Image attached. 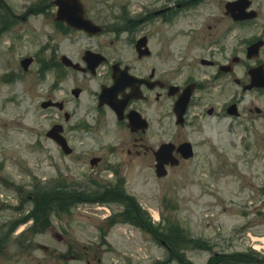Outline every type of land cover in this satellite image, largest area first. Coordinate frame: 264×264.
I'll list each match as a JSON object with an SVG mask.
<instances>
[{
	"label": "flooded vegetation",
	"instance_id": "af4514ba",
	"mask_svg": "<svg viewBox=\"0 0 264 264\" xmlns=\"http://www.w3.org/2000/svg\"><path fill=\"white\" fill-rule=\"evenodd\" d=\"M84 1L100 32L92 36L59 23L58 95L47 101L57 103L48 106L57 112L52 126L71 150L63 155L87 162L88 179H186L219 158L216 144L208 147L226 118L234 121L232 131L264 120V87L253 86L264 81V23H255L261 15L240 19V7L228 8L238 0L223 1L209 17L187 13L210 0H144L138 12L127 0ZM251 1L249 9L258 10ZM79 35L92 40L80 54L74 49ZM120 192L103 191L119 208H112L115 214L126 207ZM24 219L19 222L26 226ZM15 224L0 234V259ZM93 254L101 263V254Z\"/></svg>",
	"mask_w": 264,
	"mask_h": 264
},
{
	"label": "rangeland",
	"instance_id": "374dc122",
	"mask_svg": "<svg viewBox=\"0 0 264 264\" xmlns=\"http://www.w3.org/2000/svg\"><path fill=\"white\" fill-rule=\"evenodd\" d=\"M6 1L20 16L27 9L25 4L35 0ZM127 1L138 12L144 0ZM223 1L203 2L187 15H218ZM254 2L264 17V0ZM255 23L263 24L264 19ZM57 35L50 15H32L0 33V227L33 209L35 195L56 194L60 182L77 189L93 186L90 195L97 199L103 193V183L111 181L88 179L91 169L87 162L63 155L59 146L45 137L57 122L54 108L41 107L49 94L55 99L58 95L53 85L56 67H51L58 59L54 51V47L58 49ZM75 40L74 49L79 54L92 45V40L81 35ZM26 56L35 58L29 71L21 66ZM44 63L46 70L42 73L39 69ZM233 124L226 118L222 129L216 131L208 148L216 144L219 158L213 156L212 164L207 170L199 169L198 175L196 172L186 179H124L126 190L147 209L154 222L176 224L184 233L183 243L189 237L213 247V251H206L199 245L185 248V243L182 253L194 264H206L216 252H254L264 259V120H247L232 131ZM93 180L100 183L93 184ZM31 196L32 201H24ZM52 205L45 220L48 218L54 230L65 236L62 241L53 237L51 228L31 231L34 224L30 219L28 225H20L11 235L10 247L0 264H161L159 260L167 255V248L159 241L128 223L108 228L104 208L97 215L90 204L72 205L69 212L59 210L54 202ZM96 206L110 208L103 203ZM115 206L111 205L118 211ZM249 233L260 240L252 242ZM24 234H28L27 243L32 246L22 249L18 245ZM250 243L259 250L252 249ZM40 244L48 246L49 251L41 249ZM94 251L101 254V263L93 261Z\"/></svg>",
	"mask_w": 264,
	"mask_h": 264
},
{
	"label": "trees",
	"instance_id": "16d2710c",
	"mask_svg": "<svg viewBox=\"0 0 264 264\" xmlns=\"http://www.w3.org/2000/svg\"><path fill=\"white\" fill-rule=\"evenodd\" d=\"M130 199V198H129ZM84 197L76 192H61L57 191L54 195H40L37 196L35 199V207L32 209L33 212L31 216L35 217L36 220H40L38 223L41 226V230H45L46 227L50 225V220L47 218L45 220L46 211L52 210L53 202L57 204V208L61 211H70L72 205L77 204V202H81ZM109 200V199H105ZM114 200V199H112ZM133 208H128L125 210L123 215V220L126 222H130L132 225L136 226L140 230L152 235V237L162 243L163 241L166 242L167 246L170 248L168 261L171 262L172 260H176L179 262L178 264H194L184 253H182L183 248L191 246H200L203 249L211 250L212 248L208 246L205 242L199 243L198 241L192 240L191 238L187 237L186 242L183 243V235L179 227L175 224H168L166 226H155L151 219L149 218L148 214L142 211L134 202L133 200L131 203ZM187 243V246L182 247ZM257 257L254 254H242V253H235V254H215L212 256L207 264H253L256 261Z\"/></svg>",
	"mask_w": 264,
	"mask_h": 264
},
{
	"label": "water",
	"instance_id": "95a60500",
	"mask_svg": "<svg viewBox=\"0 0 264 264\" xmlns=\"http://www.w3.org/2000/svg\"><path fill=\"white\" fill-rule=\"evenodd\" d=\"M56 5L59 6V11L58 14L56 16L57 20H63L66 21L68 24L74 26L77 29H84L86 31H90L91 30V24L89 21H87L85 19V12H84V8L81 4V2L79 0H57L55 2ZM240 4V6H242L243 8H240L239 13L237 14L238 17L240 18H245L246 16H255V13H247L246 12V8L249 6V2L246 0H240L237 1L235 3H230L228 5V8L231 12H233V7L234 6H238ZM32 60L31 59H27L23 62V65L25 67V69H28L29 65L31 64ZM258 85L261 83H257ZM48 104L44 103L43 106L46 107ZM48 136L51 137L52 139H54L57 143H59L64 149L65 151H69L66 148V144H64V142L62 141L61 137L58 135V130L57 127H54L49 133ZM165 173H160V176H163ZM53 230V235L56 239H58L59 241H62V235L60 233H58L56 230H54V228H52ZM46 248V247H45Z\"/></svg>",
	"mask_w": 264,
	"mask_h": 264
}]
</instances>
